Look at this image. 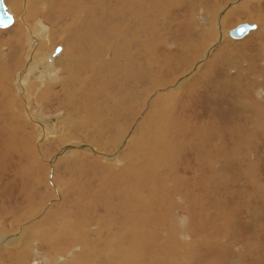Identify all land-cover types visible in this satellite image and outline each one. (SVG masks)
I'll use <instances>...</instances> for the list:
<instances>
[{
    "label": "rangeland",
    "instance_id": "374dc122",
    "mask_svg": "<svg viewBox=\"0 0 264 264\" xmlns=\"http://www.w3.org/2000/svg\"><path fill=\"white\" fill-rule=\"evenodd\" d=\"M18 1L21 2V7L14 6L13 0H6L9 6L12 5L13 10H11L10 7L9 8L11 12L15 14L16 20L13 26H11L10 28L7 29L0 28V58H1L0 62L3 63L4 61L7 60V58L8 60L6 63L10 62L8 64L10 66L2 65V68L0 67V141L2 139L4 145V152L2 151V149H0V154L4 156L3 161L5 166H7V159L10 157L9 158L10 162L6 170H12L14 167V173H15L17 171L16 170L17 167H22L21 168L23 175L21 177L22 182L21 185L19 186L17 193L19 197H21L23 200L27 202L21 203L20 207L16 204H10V203H8L7 205H0V238L5 236L17 237L19 234V238L16 239L17 242L19 239L23 238L24 236L23 232H25V229L32 228L39 220H41V218L44 215L45 216L49 215V219H46L47 221L44 223L43 226H45V228L51 233V235L55 236L57 233L56 230L58 229H54L53 226V224H55L56 222L55 217L54 218L51 217L53 211H57V210L66 211L72 208L74 206V203L77 202V200H82L86 196H88L89 192H86L84 194L83 191L81 190V186L84 187L83 184L85 183L86 178L87 177L89 178V175L87 173L91 171L92 167L94 173L96 172L95 171L96 169L98 173L100 172L101 174L103 172L102 170L104 169L105 172L103 173L107 174L108 169L104 168L103 166H98L97 169L95 167V164L94 165L92 163L85 164V162L82 163L78 160H74V157H72L73 154L72 151L68 152V150L74 149L73 152H75L76 150L81 151L83 149L82 152L94 156L95 158L99 159L101 162L103 161L102 158H104V153L113 154V152H115V149L112 146V144H114V141H116V139L117 140L120 139V138H116L117 137L116 135L120 134L117 133L118 129L114 128L112 129L111 132L108 131L104 136L96 134V137L93 135H91V137H88V135L86 136L87 132L83 131L81 128L82 125L81 122L84 123L88 119L91 121L92 115H90L89 117V113L91 112L89 111L90 109L93 110L94 108L96 109V107L98 108L100 113L99 114L93 113L95 117H97L100 114H103V116L106 115V105L110 100L109 97H114V96L116 97L114 103L118 105L117 106L118 108L116 109L118 111V119H117L118 121L116 120L115 125L118 128L121 127L123 129V136L126 134L128 135L127 138H129L128 140L129 142L131 138L134 137L135 135L136 137H138V139H136L134 142L136 143V141L141 140L142 141L141 146H143L142 149H144L147 145L144 138V136H146L145 126L143 127L144 130L143 131L141 128H139V125L146 118L149 119L148 121L152 123L153 127L160 124L157 127L158 130L157 128L154 130L150 124L148 125L149 130L147 129V132L148 131H151L153 133L156 132L154 133L155 137L153 138L151 136H146V139L149 140L151 139L152 142L151 143L149 142V147H148L149 152L147 151V154L142 152L143 157H145L149 161L151 160V158H154L152 157L151 154L155 155V157L157 154H159L158 151L161 143L159 141V138L161 139V137L163 136L157 137L156 134H159L160 131H162V129H168L169 126V130H170L168 132L169 137H167V141L169 142V143L167 142L168 145H170V141H171L170 134H173L175 132V129L177 128L178 131L176 132V134L179 138H184V137L188 138L186 140L182 139L183 141L180 140L181 142H184V144H180L181 142L179 141V139L177 141H174V139L172 138L171 144L174 145L170 146L169 154L166 156V158H163L162 156L163 161L160 159L159 170L160 173L162 172L164 173V176L162 177L160 173L159 175H157L156 182L157 181L158 182L155 183L157 185L156 186L155 184L153 185L154 187H156L157 190L159 187L158 184L162 180L164 181L167 180L168 182V183L166 182V184L169 188L165 187L166 190L174 187L176 175L183 177L184 179L185 178L190 179L193 175H195L191 178L192 180L183 179L182 182L188 185H190L191 182H194L195 185L197 186L199 185L198 187L195 188V190L198 188L200 189L203 186L202 180L198 179V176H196V174L199 173L200 176H202L206 172L207 174L208 173L210 174V172H208L209 169L207 170L205 168V160L203 161L202 159L199 158L197 159L194 154L192 155L190 153L189 149L191 147H193L192 148L193 153H195L194 148L195 145H197V143L193 145V143L189 142L191 135L194 134L195 132L194 131L195 129H197V131L199 132L198 134L199 138L201 136L200 134H204L205 131H208L211 133L210 138L212 140L219 139L223 141L224 151L220 150L219 147V145H221L220 143L217 144L214 143L212 145L215 147V148L213 147L214 152L220 151L219 152L220 155H222L223 158L228 160V165L225 164L226 171L224 172V182L225 183L228 182L227 188H229L230 191L227 192L226 190L224 192L222 191L221 194H218L219 197H217L216 199L214 197L213 202L219 205H221L222 202L228 203L226 208L227 211L230 210V208L231 209L234 208L233 205H235L237 210L240 209L238 210L240 214L239 216L241 218V220L238 219L240 223L242 219L246 220L247 212H249V210H253L256 213L257 223H258L257 229L256 231H254L255 235L256 233H262L261 237L262 236L264 237V231H263L264 228H262L264 227V200H263L264 199V189H263L264 187V54L260 53L261 56L260 58L258 57L259 49L261 47L258 48L257 46V40H260L257 39V33L258 32L263 33L260 29L264 27L263 24L264 0H258V1L247 0L246 2H243L244 0H200V1L199 0H164L165 4L167 5L166 8L167 13L166 14L157 13V17L152 14H154L158 10L149 11L146 8L148 5H150L151 7L155 5L156 1L144 0V5L142 7L140 6L138 7L140 8L141 12H144L143 14L144 16H146L145 19L147 20V23L149 21V25H150L149 29L151 30V32H148L144 36L136 35L137 37H135L134 39L131 37V42H133L131 43V47L132 50H134L137 46L136 50H139L141 47H139L140 43L137 45L136 42L137 39L140 40L145 39L146 45H143V47L145 48L146 52L147 51L149 52L151 57V58L148 57L147 60V63L149 62L150 71L142 75L140 73L137 74L138 72L134 70V72L132 71L134 75L131 77H129L126 74L128 68L131 69L129 65L126 70L122 71L121 69H118V65H117L118 61L116 60V58L118 55L119 56L118 60L121 67H125L127 64H129L127 62V55L125 53L126 48L124 47V44L125 42L129 41L130 37H128L126 40L124 39L127 36H129L127 32L132 27V23H131L129 28V23H128V19L130 17L129 12L135 16V13L131 12L129 10V7L132 1L136 4L139 0H130V1L129 0H18ZM241 2H243L249 9L247 10L245 8L246 7L245 5H244L245 7H243L242 6L243 4H240ZM249 3L250 6L248 5ZM160 6H163L162 0ZM234 9L239 10V12H237L238 14L236 13V15L232 16L228 21L227 20L223 21V23L219 24L220 28L219 27L217 28L216 21L223 12V10L224 12L228 13V11L230 12V10H234ZM237 10H235V12ZM158 14L160 15L158 16ZM211 16L213 17V19ZM24 19H26L28 22L27 27H25V29L28 28L29 30L26 29V31L32 33L33 34L32 36L43 31L44 32L46 31L45 33L47 34V38L43 39V42L45 44V48L43 50L40 49L38 45H34L32 47L31 51L34 50L33 51L34 55L30 52L31 47L29 46V43L28 44L26 43V41L23 44V47L21 46L22 48L20 46L15 45L16 42L19 43L21 39H24L23 38ZM191 19H193L195 23L198 22V25L201 24L200 20H203L204 23L208 21V24L214 26L215 32L220 29L222 32L225 33L224 37L220 38V36L218 35L220 34L219 33L220 30L218 31V33L216 32L217 34L215 35L214 39L210 41L211 43L214 42L217 45L221 41L228 40L230 46L237 45L239 47L241 44H246V45L248 44L249 46L242 50L239 49L233 50L237 58L231 64L232 66H229L224 69L223 73L221 72L220 65L217 64L215 67L216 74L213 75V77L207 76L200 83V87L202 90L201 93H197V94L196 92L188 93L187 91L183 94L178 93L177 95L180 94V96L177 99L176 103H174L173 100L170 99L169 101L172 104L170 105V107L169 106L167 107V109L169 108L167 112L170 113L168 114V116L171 115V119L170 117L161 119L160 115H158L159 110H161V108L155 106L156 101L153 100H155L156 99L155 97H157L162 92H163L162 94H165L171 90L168 89L169 86H166V88L164 87L162 88L159 86L168 84L169 83L168 80L173 79V76L176 77V81L178 82L181 81L182 74H185L189 70L188 68L189 64H191L190 67L193 66L194 63L196 65V63H198V60L196 59H199V57L201 56L200 54H202L204 52L203 50H205L206 48L203 47L204 43H202V41L205 39L203 36L201 37V36L192 35L193 30L197 29L196 26L191 28L187 26V24L192 21ZM153 23H157V25L160 28H162L159 30L160 32L158 35H155L153 32L155 29H157V27H154L153 30V28L151 27V24ZM241 23L256 24L257 28L255 30L250 31L242 39L232 38L227 33V30L229 31L230 29L238 26ZM252 33L254 34L251 36L250 34ZM249 39L251 40V42L247 43V40ZM9 40L11 41L8 43ZM32 40L34 41L35 39ZM261 40L264 43V38H262ZM57 45L64 46V49L62 51L63 55H60L62 53L61 52L59 54L60 56L59 55L55 56L56 59L59 56V60L61 61L60 63H58L56 60L53 62L55 57L52 56L53 51ZM35 46L38 47L37 50L35 49L36 48ZM114 47H115V53L112 52ZM8 48L12 50L11 56L9 55ZM159 48H161L163 51L166 50L165 53L167 55H165L164 61L170 59V56H173L174 53L180 48L185 49V51L187 50L186 52H188L187 53L188 55L184 57L188 59V61H185V59L181 60L180 62L175 61V65L181 67L179 70L181 72H178L176 74L177 76L170 72H168L167 74L157 69L158 65H156V62L159 60L158 58L159 53L156 52L161 51V49ZM22 50L23 53L26 52L28 54L25 55V57L23 56V58H25L23 59V62H27V59L34 60L35 58L37 59V61H40L45 56V59H47L45 62L46 65H48L47 67L48 70L45 69L46 70L45 72L42 66L37 67V72L39 73V75L33 74L32 76V74H30L32 79L29 78L30 81L28 79L26 83L23 82L24 88L16 89V87L18 88V84L20 80L19 78L20 77L25 78L24 74L23 76L20 75V77L18 75L21 74V71L23 69L25 72L28 69L26 67L28 64L26 65L23 64L24 66L22 70H20L18 75H15L20 69L18 67L21 66L19 64L17 66L18 68L17 70L13 68L14 66H12V61H16V59L13 60V57H18L20 52L22 53ZM154 55L157 56L155 57ZM96 57H99L101 60L99 58L96 60ZM106 61L109 62L112 61L113 62L112 65L115 64L117 65L116 68H110L106 66L105 65ZM164 61L161 60V62ZM53 65H55V67H53ZM131 66L134 68L138 67L135 61ZM53 71H55L54 83L50 81L49 74L44 75L45 73H51L53 75ZM194 73L195 71H193L192 74ZM221 73L222 75H220ZM83 79L86 80L85 83L86 82L88 83L85 84L83 82ZM210 79H213L212 80L213 86H211V84H207L208 81H210ZM73 80L77 81V82L74 81L73 83L74 87L72 85ZM129 80L134 81L137 85H141L146 82L147 84L149 83V88L147 90V93L143 95L133 96V93L131 92ZM155 80L157 83H155ZM164 80L165 81L167 80L168 82L167 81L165 82ZM152 82H154L156 85L158 84L160 85L156 87H152L151 86ZM49 83H51L50 84L51 87L48 88L47 86ZM88 84L92 86L93 92L96 93V97L94 101L96 99L97 100L95 102L93 101V106L89 103L87 97H83V95L85 96V93H87L88 95L89 93H93L91 86H89ZM45 85H46V93L48 94L47 99L38 96V94L44 93ZM197 85L199 86V84H194L193 87ZM125 87H127V93L129 95L132 94L131 99L125 98L123 96V94H127V93H123ZM158 87L160 89H158ZM216 89H220L221 91L217 93L216 91L218 90ZM26 90L29 91L28 94L26 93ZM259 90L263 92V97L261 98L257 95V92ZM180 91L181 90H178V92ZM8 92H11V94ZM49 95H52L53 97L52 96L50 97ZM13 98L14 101H12ZM26 98L28 99V101H26L27 100ZM63 98L64 101L66 100V102L63 101ZM15 100L18 101V103L15 102ZM152 110L155 111L152 113ZM179 112H181V116H182V119L180 121H178ZM42 114H44V117H42ZM45 114H48L49 116L45 117ZM51 115L56 117V121H54L55 126H53V128L55 127L56 129L54 128L53 131L54 134L52 133L53 135L48 133L49 127H52L51 122L50 121L48 122ZM36 118L37 120H35ZM99 119L94 121H99ZM169 120L170 121L172 120L173 123L170 122ZM137 124H138V129L140 130H135ZM161 124H163L162 128H161ZM96 128H98L96 124H94L91 127L93 132L96 130ZM184 131L186 132V135L182 134L184 133ZM26 132L30 133L29 139L23 140L24 139L23 135ZM57 133H59L60 135L59 136L60 140L57 139L58 141L54 139ZM132 133L135 134L133 135ZM9 136L10 139H8ZM85 136L88 138H86ZM194 140L196 139L194 138ZM128 141L126 146H128L129 144ZM30 142L31 144H33V145L30 144L32 147L30 145H27V143L29 144ZM79 143L80 146L77 145ZM84 143L90 144L89 146H93L94 151L84 148L86 146L84 145ZM42 144L45 146H43ZM28 146H30V148ZM123 146L124 145H122V147ZM63 147L68 148V150H65L64 154L61 151ZM131 147H129L130 150L127 149L126 151L128 153L130 152L129 154H131L132 152ZM136 149L137 148H135V151ZM125 150H126L125 148L118 149V151H123V152ZM25 151H27L29 155L34 154V164L32 166L26 164L25 162L23 163V161L20 160V157L23 160L26 159V157L24 156H19ZM60 155L61 157H58ZM66 156L69 162H73V161L76 162L72 163L71 166H69V162L66 163L62 162V159L65 158ZM69 156L71 159L69 158ZM175 156L177 158H175ZM198 156L202 158V154H199ZM210 157H213L212 153ZM213 160L214 161L212 165L213 164L214 165L212 167H213V171H215L213 175L217 176L216 175L217 171H218L217 174H220V168L217 167L219 166L220 159L216 158V161L215 159ZM50 163H51V167H49ZM17 164L19 166H15ZM118 167L121 166H117V168ZM31 168H33L34 170H39L40 175L37 179L32 177ZM44 168H46L50 173V179L52 178V182L50 183L48 181V172H47V178H46V172H45V176L44 174H42ZM57 170L59 173L56 172ZM52 171L54 174L53 173L51 174ZM209 174H208L209 180L212 181L213 175L211 176V174L210 175ZM10 175H14V174L9 173L8 176ZM93 176H95V174H93ZM4 177L0 178V183L4 179ZM197 179L198 181H196ZM73 181L75 182L73 183ZM4 185L5 184H3V186ZM66 185H68L69 187H67ZM91 185H89V188L91 187L90 189H94L93 190L94 193L97 187L93 183ZM153 186L151 187V189H154ZM31 188L36 189V191L35 192L31 191L30 190ZM8 190L9 189H7V187L0 190V197L3 200L7 199ZM37 190H41L42 193H39L37 195ZM60 192L63 193V196L62 193ZM93 193L92 196L94 195ZM182 194L183 196L181 195L175 196V194H173L171 191L170 196L163 195V199H165V202L166 200H170L171 198L173 199L172 201L176 203H184L186 195L184 193ZM222 195L225 197L224 201H222V197H223ZM53 197L56 198L54 199ZM103 199H105V197ZM53 203H55L56 205ZM240 204H246V205L243 208H241L242 206ZM237 206H239V208ZM177 208L178 206L165 208V210L169 212L166 213L162 222L163 224L160 223L162 224L161 226L162 228L159 229L158 231L160 237L157 238V240H160L162 237L164 239V237L166 236L164 235V233L169 232L170 230H174L175 231L174 233L176 235L170 232L174 240L183 243L184 245H187L193 239L191 238L190 235L186 236L185 235L186 233L184 231V228L186 226H190V221L187 220V225H186L185 221L178 219V216L183 215L184 213L181 212V214H177L176 213V211H178ZM175 220H177L178 222ZM156 221L158 222V220ZM48 223L50 224L48 225ZM171 223H175V227H172L173 225ZM51 226L53 227L50 228ZM91 227L93 226H90L89 228ZM158 227L159 226H157L156 229ZM151 228L152 226L150 227V229ZM178 230L180 233L181 232L184 233L180 234ZM2 234H4L5 236H1ZM154 236L155 235L146 234L145 236L140 237V240L145 238L149 241V238H152ZM39 237L42 238L43 236L39 235ZM39 237L34 235L31 239H35V240L29 243L30 246L28 245L25 247L27 249V251H25L27 257L24 260V264H30L31 257L37 254L42 256L43 259L45 258L44 259L45 264H55L56 261H54V259L56 257H61L62 259L66 258L68 261L70 260L71 257L68 251H71V255H73L75 254L76 251L80 252V249L84 248L83 246H81L82 244H80L79 242L74 243L73 241L71 242L59 241V243H57L55 246H52L51 244H48V242L44 241V238L39 240ZM262 238L258 241V243L261 244L260 246L262 248H264V240H262ZM135 240L137 241L138 239ZM40 241L43 242L40 243ZM153 241L150 243H153ZM132 242L133 241H131V243ZM18 243L16 244L17 246L15 245L16 247L19 246ZM119 243L120 242H118V245ZM31 245L33 247H31ZM159 245L160 244L149 245V247L146 249L151 250L150 252H153L152 250H155L157 247H159ZM10 247L11 246L0 247V264L13 263L10 257L13 256L12 253H14L16 249L14 248L15 249L14 250L12 249V247L10 249ZM65 247L67 249H65ZM58 248L60 250H57ZM52 249L57 250L58 252L57 256L50 254L53 253L51 251ZM34 250L38 251V253L33 254ZM8 251L9 253H7ZM143 251L144 252H142V255L146 252L145 249ZM84 253L85 252H82L83 255ZM142 259H141L142 264L144 263L147 264L146 263L147 258L142 257ZM182 263L186 264L185 261H183ZM194 263L201 264L199 261H196Z\"/></svg>",
    "mask_w": 264,
    "mask_h": 264
},
{
    "label": "bare ground",
    "instance_id": "6f19581e",
    "mask_svg": "<svg viewBox=\"0 0 264 264\" xmlns=\"http://www.w3.org/2000/svg\"><path fill=\"white\" fill-rule=\"evenodd\" d=\"M13 1H14V3H13L14 6L21 7L20 1H18V0H13ZM155 1H156L155 5H153L152 7L150 5H148L146 8L149 11L158 10L154 14H152V15H155L156 17H157V13L166 14L167 13L166 12L167 11L166 10L167 5L165 4L164 0H162L163 6H160L161 0H155ZM246 1L247 0H244L243 2H246ZM243 2H241L240 4H243L242 6L245 7L246 5ZM250 3L248 4L249 6H250ZM143 5H144V0H139L136 4L132 1L131 5L129 7V10L131 12L135 13V16H134L129 12V14H130V17L128 19L129 28H130L131 23H132V27L130 29L128 28L129 30H128L127 34L129 36H127L124 39V40H126L128 37H130L129 41L125 42V44H124V47L126 48L125 53L127 55V62L129 64H127L125 67H121L119 64V60H118L119 56L117 55V58H116V60L118 61V63H117L118 69H121L122 71L126 70L128 65H129V67L131 69L128 68V71L126 72V74L129 77L134 75L133 74L134 70H136L138 72L137 74L140 73L142 75H144L150 71L149 62L147 63V60H148V57H150V54L148 51L146 52L145 48L143 47V45H146L145 39H142V40L137 39V41H136L137 45L140 43L139 47H141L139 50H136L137 46L134 50H132V47H131V43H133V42H131V37L134 39L135 37H137L136 35H143L144 36L148 32H151V30L149 29L150 28L149 21L147 23V20L145 19L146 16H144V14H143L144 12H141L140 8L138 7V6L142 7ZM242 6H240V7H242ZM9 7L11 8V10H13L12 5H10ZM245 8L247 10L249 9V8H247V6ZM224 10L216 21L217 22V28L219 27V24L223 23V21H226V20L228 21L232 16L236 15V13L239 12V10H237V9L230 10V12L228 11V13L224 12ZM235 10H237V11L235 12ZM159 15L160 14H158V16ZM157 19H159V18H157ZM212 19H213V17H212ZM191 20L192 21L189 22L187 24V26L189 28L196 26L197 29H194V30L192 29L193 30L192 35L193 36H201V37L203 36L205 39L202 41V43H204L203 47H206V48H205V50H203L204 52L202 51L203 53L200 54L201 55L200 57L198 55L199 59H196V60H198V63H196V65L194 63V65H195V66L193 65L194 67L193 66L190 67L191 64H189V66H188L189 70L185 74H182L181 81H179V82L176 81V77L173 76V79L169 78L170 80H168L169 81L168 84H165L163 86H159L162 88L163 87L166 88V86H169L168 89L171 90L165 94H162L163 93L162 92L158 96L156 95L157 96V97H155L156 99L153 100V101H156L155 106H158L161 108V110L158 109L159 110L158 115H160L161 119L168 118V117H170V119H171V115L168 116V114H170V113L167 112L169 109V108L167 109V107L168 106L170 107V105L172 104L169 101L170 99H172L173 102L176 103V101L179 98L181 93L183 94L186 91L188 93H192V92H196V94L201 93L202 90L200 87V83L207 76L213 77V75L216 74L215 73V67L217 64L220 65L221 72L223 73L224 69L229 67V66H232L231 64L237 58L235 53L233 52V50L234 49L242 50V49H245L249 46L248 44L247 45L241 44L239 47L237 45L230 46L228 40L227 41H225V40L221 41L220 39L219 40L221 42H219V44H217V45L214 42L211 43L210 41L212 39H214L215 35L218 33V31L220 29L218 31H216L217 32L216 33L214 26H212L211 24H208V21H206L204 23L203 20H200L201 24L198 25V22L195 23L193 19H191ZM27 24H28L27 20L24 19V29H23L24 30V37H23L24 39H21V41H19V43L16 42L15 45L23 47V44L26 41V43L27 44L29 43V46L31 47L30 52L34 55V52H33L34 50L31 51L32 47L34 45H38V47H40V49L43 50L45 48V44L43 42V39L47 38V34L45 33L46 31L45 32L43 31V32H39L36 35L32 36L33 35L32 33H29L28 31H26V29H28V28L25 29V27H27ZM151 27L153 28V30H154V27H157V29H155L153 31L155 35H158L160 32L159 30L162 29L157 25V23L151 24ZM178 27H179V25H178ZM260 30L263 33H261V32L257 33V39H260V40H257V46H258V48L261 47L259 49V55H258L259 58L261 56L260 53L264 54V45H263L264 43L261 40L262 38H264V27ZM187 31H189V30H187ZM229 31L227 30L228 34H229ZM219 33L220 34H218V35L220 36V38L224 37V35H225L224 32H222L220 30ZM253 34L254 33H252L250 35L252 36ZM32 39H35V40L33 41ZM10 41L11 40H9L8 43ZM141 42H143V43H141ZM248 42H251V40L250 39L247 40V43ZM9 45H11V44H9ZM38 47H36L35 49L37 50ZM5 48H7V47H5ZM229 48H230V50H229ZM159 49H161V48H159ZM165 51H163L161 49V51L156 52V53H159V55H158L159 60L156 62V65H158L157 69L161 70L162 72L167 73V74H168V72H170V73L176 75L178 72H181V71H179L181 67L175 65V61L180 62L183 59H185V61H188V59H186L184 57V56L188 55L187 54L188 52H186L187 50L185 51V49L180 48L174 53L173 56H170V59H167L166 61H164V57H165V55H167L165 53ZM112 52L115 53V47L113 48ZM25 55H28V54L26 52L23 53V50H22V53L20 52L19 56L17 55L18 57H16V61H13L15 63L14 68L16 67L15 68L16 70L18 68H20L18 70L17 74H15V75H18L20 70H22L23 66L28 64L26 66L28 68L26 70V72L23 69L21 71V74L18 75L20 77V75L23 76V74H24L25 78H22V77L19 78L20 79L19 84H22V85H19L17 83L18 88L16 87V89H23L24 88L23 82L26 83V81H28L29 78L32 79L30 74H32V76H33V74L39 75V73L37 72V67H39V66L43 67L44 65H46L45 61L47 59H45V56L40 61H37V59L35 58L34 60L33 59L28 60L27 59V62H23V59H25V58H23V56L25 57ZM60 55H63V52ZM3 56H4V54H3ZM59 56L57 59L55 57L53 62L56 60L58 63H60L61 61L59 60ZM188 57H190V56H188ZM98 58L99 57H96V60ZM160 59L163 60L164 62H161ZM7 60H8V58H7ZM7 60L4 61L3 63L0 62L1 68H2V65L3 66L8 65L10 63L9 62L7 64L6 63ZM41 61L43 62V64ZM134 61L138 65V67H136V68L131 66V65H133ZM112 63H113L112 61L111 62L106 61L105 65L110 67V68H116L117 65L116 64L112 65ZM163 63H164V65H163ZM234 63H236V62H234ZM19 64L21 67L17 68V66ZM8 66H10V65H8ZM53 67H55V65H53ZM53 70H55V69H53ZM44 71L46 72L45 69H44ZM185 71H187V70H185ZM193 71H195L194 74H192ZM54 72L55 71H53V75L51 73H45L44 74V75H46V74L50 75L49 79L52 83H54V77H55ZM183 73H184V71H183ZM222 73L220 75H222ZM15 77H14V79H15ZM221 78H223V77H221ZM226 78H229V77H226ZM173 80H175V81H173ZM212 80L213 79H210V81H208L207 84H211V86H213ZM29 81H30V79H29ZM85 81L86 80L83 79L84 83H85ZM73 83H74V80L72 82V85H73ZM86 83H88V82H86ZM129 83H130L131 92L133 93V96L134 95H137V96L143 95V94L147 93V90L149 88V83L147 84V82L143 83L141 85H137L134 81L129 80ZM155 83H157L156 80H155ZM155 83L152 82L151 86L156 87V86L160 85V84L156 85ZM50 84L51 83L48 84V86H47L48 88L51 87ZM194 84H199V86L197 85V86L193 87ZM88 85H87V87H88ZM89 86H91V85H89ZM206 86H208V85H206ZM73 87H74V85H73ZM159 87H158V89H160ZM188 87H189V90H188ZM91 88H92V86H91ZM30 89H32V88H30ZM88 89H89V87H88ZM168 89H165V90H168ZM178 90H181V91L178 92ZM216 90H218V91H216L217 93L219 91H221L220 89H216ZM61 91H59V92H61ZM92 92H93V88H92ZM8 93L11 94V92H8ZM26 93L28 94L29 91L26 90ZM82 93H84V92H82ZM123 93H127V87H125ZM178 93H180V94L177 95ZM92 94H94V95H92ZM47 95L48 94L46 93V85H45L44 93L38 94V96L47 99L48 98ZM127 95H129V94L128 93L123 94V96L125 98L131 99L132 94H130L129 96H127ZM257 95L261 98V97H263V92L261 90H259L257 92ZM49 96L51 97L52 95H49ZM12 97H14V96H12ZM83 97H87L89 100V103L93 106V101L96 97V93H94V92L89 93V95L87 93H85V96L83 95ZM109 98H110V100L108 101V103L106 105V115L103 116V114H100L101 117H100V115L95 117L93 113H96V114L100 113L98 108L96 107V109L94 108L93 110L90 109L89 111H91V112L89 113V117H90V115H92L91 121L88 119L84 123L81 122V124H82L81 128L83 131L87 132V134L86 133L85 134H86V136L88 135V137H91V135L96 137V134L104 136V135H106V133L108 131L111 132L112 129H114V128L118 129L117 133H120V134H117L116 135L117 137L116 136L115 137L120 138V139L117 140L115 138L116 141L113 140L114 144H112V146L115 149V152H113V154L112 153H110V154L104 153V158H102L103 161L101 162L99 159L95 158L94 156H91L89 154L82 152V150H83L82 148H81L82 149L81 151L76 150L75 152H73V150H74L73 148H72L73 150H68V148L63 147L61 150L63 154H64L65 150H68V152L72 151V153H73L72 157H74V160H78L82 163L85 162V164L86 163H89V164L92 163L93 165L95 164L96 168L98 166H103L104 168H107L108 171L105 169L107 171V174L103 173V172H105L104 169L102 170L103 172L101 174H100V172L98 173V171L96 169H95L96 172L94 173L93 167H92L91 171H89V173H87L88 171L86 172L89 175V178L88 177L86 178L85 183L83 184L84 187L81 186V190L83 191L84 194L86 192H89L88 196H86L82 200H77V202L75 201L76 203H74V206L73 207L71 206L72 208H70L66 211L65 210L53 211V213L51 214L52 215L51 217H53V218L55 217V220H56V222H55V224H53V226H54V229H58V230H56L57 233L55 236L51 235V233L45 228V226H43L44 223L47 221L46 219H49V215H46V216L44 215L41 218V220H39L32 228H26L25 232H23L24 233L23 238L21 237L22 239H19L17 242H16V239L19 238V234L17 237H12V236L7 237L4 234H2L1 236H5V237H1L2 239L0 238L1 239L0 240L1 241L0 247L11 246L12 249L15 248L17 250L16 251L14 249L15 251H14V253H12L13 256L10 257L12 262H13L12 264H24V260L27 257V254L25 252V251H27V249L25 247L28 246L30 242H33L35 240V239H31L34 235H36L38 237H39V235L43 236L42 238H44V241L48 242V244H51L52 246H55L57 243H59V241H61V242L62 241H64V242L73 241L74 243L79 242L80 244H82L81 246L84 247V248L80 249V252L75 250L76 252L73 255H71V251H68L70 256H71L70 260H68V261L66 258L62 259L61 257H56L54 259V261H56L55 264H67V263L68 264H142V261H141L142 257L147 258V262H146L147 264H150V263L151 264H155V263L156 264H184V263H182L183 261H185L186 264H193L196 261H199L201 264H264V248H262L260 246L261 244L258 243V241L263 236L261 237L262 233H256V235H255V232H254V231H256L257 224H258L256 213L253 210H249V212H247L246 220L242 219V221L240 223L239 220H241V218H240V216H239L240 214L238 212V210H240V209L237 210L235 205H233L234 208H232V209L230 208V210L227 211L226 208H227L228 203L222 202V204L219 205V204H215L213 202L214 197H215V199L217 197H219L218 194H221L222 191L223 192L225 190H226V192L230 191V189L227 188L228 182H226V183L224 182V172L226 171L225 164L228 165V160H226L225 158H223L222 155H220V153H219L220 151L214 152L215 147L212 145L214 143L215 144L220 143L221 144V145H219L220 150L224 151L223 141H221L219 139L218 140L217 139L212 140L210 138L211 133L208 131H205L204 134H200L201 136L199 138L198 137L199 132L197 131V129H195L194 130L195 132H194V134L191 135L189 142L193 143V145L197 143V145H195V148H194L195 153H193V149H192L193 147H191L189 149L190 153L192 155L194 154L197 159L199 158V159H202L203 161L205 160V168L207 170L209 169L208 172H210L211 176L215 172V171H213V167H212L214 165V164L212 165V163L214 161L213 159H215V161H216V158L220 159L219 166H217L220 168V174H217V172H218L217 171L216 172L217 176L213 175L212 176L213 180L211 179L212 181L209 180V176H208L209 173L207 174V172L202 176H200L199 173L196 174V176H198V179L202 180V184H203V186L200 189L198 188L196 190H195V188L198 187L199 185L198 186L195 185L194 182H191L190 185L184 184V182H182V180L184 178L176 175L174 187L166 190L165 187H168L166 184L167 180H165V181L162 180L161 182L159 181L160 183L158 184L159 187L157 190L156 187H154L153 185L158 182V181L156 182V177L160 173V170H159L160 169L159 168L160 167V159L162 160V156H163V158H166V156L169 154L170 146L174 145V144H171L172 138L174 139V141H177L178 139H179V141L180 140L183 141L184 139L186 140L188 138H186V137L179 138L176 134V132L178 131V128H177V129H175V132H174L175 134L174 133L170 134L171 141H170V145H168L169 142L167 141V137H169V134H168V132L170 131L169 126H168V129H162V131H160L159 134H156L157 137L163 136V137H161V139L159 138V141L161 142L160 147H159V151H158L159 154H157L156 157H155V155L151 154L152 157H154V158H151V160L149 161L148 159L143 157L142 152L147 154L149 142L150 143L152 142L151 139L150 140L146 139V136H151L152 138L155 137L154 133H156V132H154V133L151 131L147 132L149 124L153 127L152 123H150L148 121L149 119L146 118L139 125V128H141L142 130H143V127L145 126V135L146 136H144V138H145V142L147 143V145L144 149H142L143 146H141V144H142L141 140L136 141V143L134 142L136 139H138V137H136L134 135L135 133L134 134L132 133L134 135V137H132L130 142H129L128 141L129 138H127L128 135L126 134L123 136V129L121 127L118 128L115 125L116 120L118 119V111L116 110L118 108L117 107L118 105H116L114 103L116 100V97L114 96V97H109ZM56 100H57V98H56ZM12 101H14V98ZM26 101H28V99ZM63 101H64V98H63ZM68 101H69V99H68ZM119 101H120V99H119ZM132 101H133V98H132ZM132 101H131V103H132ZM200 101H201V98H200ZM15 102L18 103V101H16V100H15ZM64 102H66V100ZM51 104H49V105H51ZM121 104H123V103H121ZM141 104H143V103H141ZM141 104H140V106H141ZM51 106H53V105H51ZM71 107H73V106H71ZM142 107H143V105H142ZM257 107H258V105H257ZM6 110H8V109H6ZM50 110H51V108H50ZM154 111L155 110H152V113ZM17 115H19V114H17ZM178 118H179L178 121H180L182 119L181 112H179ZM17 119H19V118H17ZM97 119H99V121H94ZM35 120H37V118ZM44 120H45V118H44ZM164 121H165V119H164ZM170 122L173 123L172 120ZM30 123H31V121H30ZM94 124H96L98 126V128H96V130L93 132V130H92L93 128L91 129V127ZM43 125H44V123H43ZM53 125L55 126V123ZM58 125H60V124H58ZM159 125L154 126L153 129L155 130ZM162 125L163 124H161V128H162ZM166 125H167V122H166ZM135 130H140V129H138V124H137V127ZM157 130H158V128H157ZM50 131H52L51 127H49V132ZM19 133H17V134H19ZM59 133H57L56 136L54 137L55 140L59 139V136H60ZM53 134H51V135H53ZM182 134L186 135V132L184 131V133H182ZM12 136H15V135H12ZM88 137H86V138H88ZM194 138L196 140H194ZM8 139H10V136ZM113 141H111V142H113ZM127 141L129 142L128 146H126ZM10 142H11V140H10ZM87 143H84V145H86L84 148H87L89 150L94 151L93 146H89L90 144H87ZM30 144H31V142L29 144L27 143V145H30ZM165 144H167V145H165ZM180 144H184V142H181ZM12 145H14V144H12ZM31 145H33V144H31ZM77 145L80 146V143ZM122 145H124V146L122 147ZM30 146H28V147L30 148ZM43 146H45V145H43ZM129 147L132 148L131 151L134 153L131 152V154H129L130 152L129 153L126 152L127 149H129ZM121 148L122 149L125 148L126 150L124 152L118 151V149H121ZM135 148H137L136 151H135ZM210 149H213V150H210ZM33 150H34V148H33ZM137 151H139V152H137ZM211 153H212L213 157H210ZM199 154H202V158L198 156ZM92 155H94V154H92ZM67 156L62 159V162H64V163L69 162ZM58 157H61V155ZM169 157H170V155H169ZM69 158H70V156H69ZM175 158H177V157L175 156ZM74 162H76V161L69 162V166H71L72 163H74ZM117 166H121V167L117 168ZM49 167H51V163L49 164ZM52 167H53V165H52ZM54 170H55V168H54ZM66 170H67V167H66ZM214 170H215V168H214ZM56 172H58V170ZM52 173H53V171H52ZM42 174H44V176H45L44 170H43ZM93 174H95V176H93ZM160 174L162 177L164 176L163 172ZM98 175H100V176H98ZM193 176H195V175H193ZM56 178H57V176H56ZM188 179L185 178L184 180H188ZM198 179L196 181H198ZM168 180H170V179H168ZM69 181H70V179H69ZM74 182L75 181H73V183ZM92 183L97 187V189L94 193H93L94 189H90L91 187L89 188V185H91ZM156 185L157 184H155V186ZM66 186L69 187L68 185H66ZM66 186H63V187H66ZM110 186H111V188H110ZM152 186L154 187V189H151ZM263 189H264V187H263ZM162 191H163V193H162ZM171 191L173 194H175V196H177V195L183 196L182 193H184L186 195V196L184 195L185 196V202L184 203H176V202L172 201L173 199H171V198H170V200H166V202H165V199H163V195L170 196ZM60 193H62V192H60ZM92 193L94 194L93 196H92ZM73 195H75V194H73ZM73 195H71V196H73ZM62 196H63V193H62ZM224 196H225V194H224ZM224 196L222 197V201H224V199H225ZM104 197H105V199H103ZM173 198H174V195H173ZM182 199H183V197H182ZM178 202H180V201H178ZM53 204H55V203H53ZM240 205L242 206L241 208H243L246 204H240ZM66 206H68V205H66ZM173 206H178V208H177L178 211H176L177 214H181V212L184 213L183 215L178 216V219L185 221L186 225H187V220L190 221V226H186L184 228V231L186 233L185 234L186 236L190 235L191 238H193V239L187 245H184L183 243H180V242L174 240V238L170 234V232H172V234H175L174 230H170L169 232L164 233V235H166L164 237V239L162 237L160 240H157V238L160 237L158 231H159V229L162 228L161 226L163 224L162 223L163 219H164L166 213L169 212V211L165 210V208H168V207L171 208ZM237 207L239 208V206H237ZM52 208H54V207H52ZM58 208H59V206H58ZM254 210H256V209H254ZM156 220H158L159 223ZM175 221H177V220H175ZM160 223H162V224H160ZM49 224L50 223H48V225ZM171 224L173 225L172 227H175V223H171ZM53 226H51L50 228H52ZM90 226H93V227L89 228ZM151 226H152V228L150 229ZM157 226H159V227L156 229ZM262 228H264V227H262ZM160 231H162V230H160ZM180 231H183V230H180ZM178 232H179V230H178ZM182 233H184V232H181L180 234H182ZM146 234L155 235V236L152 238H149V241L145 238L140 240V237H143ZM42 238L39 237V240ZM146 238H148V237H146ZM135 239H138V240L136 241ZM262 240H264V237L262 238ZM131 241H133V242L131 243ZM152 241H153V243H150ZM41 242H43V241H40V243ZM118 242H120L119 245H118ZM184 242H186V241H184ZM17 243L19 245L18 247H16ZM158 244H160L159 247H157L155 250H152L153 252H150L151 250L146 249L149 247V245H158ZM68 245H69V243H68ZM52 246H50V247H52ZM11 247H10V249H11ZM31 247H33V246L31 245ZM65 249H67V248L65 247ZM144 249L146 252L142 255V252H144L143 251ZM57 250H60V249L58 248ZM57 250L52 249L51 251L53 253H50V252L49 253L57 256L58 255ZM82 252H85L84 255L82 254ZM7 253H9V251ZM36 253H38V251L34 250L33 254H36ZM145 254H147V255H145ZM44 259L42 256L37 254V255L31 257L30 264H45ZM2 264H4V263H2Z\"/></svg>",
    "mask_w": 264,
    "mask_h": 264
},
{
    "label": "crops",
    "instance_id": "0c3cea01",
    "mask_svg": "<svg viewBox=\"0 0 264 264\" xmlns=\"http://www.w3.org/2000/svg\"><path fill=\"white\" fill-rule=\"evenodd\" d=\"M5 2H6V0H5ZM6 4H7V2H6ZM7 6H8V8H9V5L7 4ZM9 10H10V8H9ZM11 11V10H10ZM13 13V12H12ZM14 14V13H13ZM15 15V14H14ZM57 46H59V45H57ZM56 46V47H57ZM62 46V45H61ZM55 47V48H56ZM62 48L64 49V46H62ZM63 49H62V51H63ZM55 50V49H54ZM61 51V52H62ZM54 52V51H53ZM60 52V53H61ZM59 53V54H60ZM9 54H10V56H11V54H12V50L11 49H9ZM58 54V55H59ZM52 56H53V54H52ZM16 59V57H13V60H15ZM8 64V63H7ZM14 62L12 61V66H14ZM47 67H48V65H46V66H43V68L44 69H47ZM14 68V67H13ZM16 68V67H15ZM48 70V69H47ZM75 81V80H74ZM75 82H77V81H75ZM47 116H49L48 114H45V117H47ZM42 117H44V114H42ZM54 118V119H53ZM48 121H50L51 122V124L53 125L54 123V121H56V117L55 116H53V115H51L50 116V119L48 120ZM54 126V125H53ZM53 126L51 127L52 128V131H50L49 133H53V131H54V128H53ZM29 136H30V133L29 132H26V133H24V140H28L29 139ZM0 149H2V151L4 152V145H3V140L1 139V141H0ZM19 156H24V157H26V159L25 160H23V159H21V157H20V160H22L23 161V163L25 162L26 164H28V165H33L34 164V154H30L29 155V153L27 152V151H25L24 153H22V154H20ZM3 155L2 154H0V178H3L4 176V179L1 181V183H0V190H2L3 188H5V187H7V189H9L8 190V192H7V199H5V200H3L1 197H0V205H7L8 203H10V204H16V205H18L19 207L21 206L20 204L21 203H26L27 201H25V200H23L21 197H19V195H18V193H17V191H18V189H19V186L21 185V177L23 176L22 175V171H21V168L22 167H17L16 168V172L14 173V167H13V169L12 170H6L7 169V166H8V164H9V162H10V159L8 158L7 159V166H5L4 165V161H3ZM44 165V164H43ZM15 166H19L18 164L17 165H15ZM41 169V168H40ZM6 170V171H5ZM44 171L46 172V178H47V172H48V181H49V183L50 182H52V178L50 179V173H49V171L46 169V168H44ZM9 173H12V174H14V175H10V176H8V174ZM51 174H52V172H51ZM31 175H32V177L33 178H35V179H37L38 177H39V175H40V172H39V170H34L33 168H31ZM37 182H38V180H37ZM3 184H5L4 186H3ZM3 186V187H2ZM31 191H36V189H30ZM39 193H42V191L41 190H37V195L39 194ZM6 201V202H5ZM35 203V202H34Z\"/></svg>",
    "mask_w": 264,
    "mask_h": 264
},
{
    "label": "water",
    "instance_id": "95a60500",
    "mask_svg": "<svg viewBox=\"0 0 264 264\" xmlns=\"http://www.w3.org/2000/svg\"><path fill=\"white\" fill-rule=\"evenodd\" d=\"M16 17L9 10L5 0H0V28L7 29L13 26L15 23ZM257 28L256 24L250 23H241L238 26L230 29L229 35L234 39H242L245 37L250 31L255 30ZM62 46L59 45L55 48L53 52V57L57 56L62 51Z\"/></svg>",
    "mask_w": 264,
    "mask_h": 264
}]
</instances>
